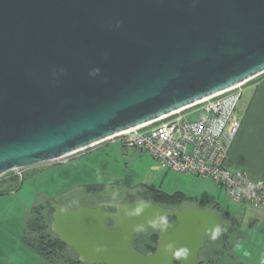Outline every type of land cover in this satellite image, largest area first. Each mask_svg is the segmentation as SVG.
<instances>
[{
  "label": "water",
  "instance_id": "obj_1",
  "mask_svg": "<svg viewBox=\"0 0 264 264\" xmlns=\"http://www.w3.org/2000/svg\"><path fill=\"white\" fill-rule=\"evenodd\" d=\"M263 73L264 0H0V176ZM54 206L52 230L87 264H198L222 222L215 209L143 199L114 212ZM152 228L142 253L135 235ZM179 248L188 255L176 259Z\"/></svg>",
  "mask_w": 264,
  "mask_h": 264
},
{
  "label": "rangeland",
  "instance_id": "obj_2",
  "mask_svg": "<svg viewBox=\"0 0 264 264\" xmlns=\"http://www.w3.org/2000/svg\"><path fill=\"white\" fill-rule=\"evenodd\" d=\"M237 113L239 114V110ZM200 115L201 111L199 110L191 113L188 119L194 120ZM89 152L90 156H87L82 163L84 168L76 165L80 158L72 159L70 163H60L36 172L32 170L36 166L28 167L32 171L25 172V179L22 181L23 186L19 192H14V194L0 193V246L5 247L3 254L0 253V258L4 262L12 264H19V261L21 264H74L72 260L77 258L75 250L70 247L62 249L65 254L64 258L52 260L45 259L30 248L28 249L30 255L25 256L23 260V251L18 247L23 236L22 232L26 227V220L29 215L35 213L34 209H31L32 205L29 204L32 201L35 204L42 202L39 204L43 206L42 209L39 206L43 216L42 222L49 226L46 232L52 237L50 206L44 199H51L53 204L57 203L67 208L70 205L72 208H78L103 204L105 208L108 207L110 211H113L111 207L123 202L126 198L150 201L151 195L157 190L167 191V189H174L178 182L182 183L181 177L173 173L176 171L164 168L148 152L125 146L119 139L101 143L90 149ZM65 158L67 157L58 159V161ZM55 161L57 160L51 162ZM77 164H80V161ZM179 174L185 176L184 173ZM193 176L196 180L190 181L189 184L193 185L192 188L194 189V182L201 181L202 179L199 178L203 177ZM1 178L0 184L4 185ZM89 184H104V187L92 188L88 187ZM216 184L218 186L220 183L216 182ZM195 187L199 189L200 186ZM216 189L217 192L215 189L210 190L213 196L205 197L217 200L221 204L232 200L227 191L220 185L219 189ZM32 216L30 219H33ZM155 232H157L156 228L141 230L138 233L140 243L141 241L147 242L148 237ZM29 234L35 238L37 236L35 231ZM218 239L220 238L218 237L217 240L212 239V237L207 239L206 247L200 255L202 264L233 263L232 255L226 249H222V243Z\"/></svg>",
  "mask_w": 264,
  "mask_h": 264
},
{
  "label": "built area",
  "instance_id": "obj_3",
  "mask_svg": "<svg viewBox=\"0 0 264 264\" xmlns=\"http://www.w3.org/2000/svg\"><path fill=\"white\" fill-rule=\"evenodd\" d=\"M246 82L96 145L119 139L125 146L148 152L168 170L211 178L224 186L234 201L264 209V180L252 178L241 168L232 169L230 161V150L241 127L237 107ZM199 110L198 118L188 119ZM12 172L20 179L24 177V168Z\"/></svg>",
  "mask_w": 264,
  "mask_h": 264
},
{
  "label": "crops",
  "instance_id": "obj_4",
  "mask_svg": "<svg viewBox=\"0 0 264 264\" xmlns=\"http://www.w3.org/2000/svg\"><path fill=\"white\" fill-rule=\"evenodd\" d=\"M237 110H239L242 122L230 150L231 168H241L252 178L264 180V73L248 80L244 84L243 95L238 103ZM92 148L94 147L69 155L64 160H61L63 162L57 160L51 162V164L37 165L32 170L36 172L37 170H43L46 167L58 165L60 163H70L72 159L79 158L80 160H78V162L80 161V164L76 162V165L80 168H84L82 163L87 156H90L89 151ZM32 170L28 168L25 172ZM173 173L180 176L182 180V183L178 182L176 187H174V189H176L175 191H182L194 198V201L188 202L184 207L201 206L212 209L213 204L207 203V201H212V203L218 201L206 198L208 196H213L210 190L215 189V192H217L216 188L219 189V185L225 189V187L218 182L219 185L217 186L216 182H213V179L211 180V178L208 177L199 178L202 180L194 182L193 189V185L189 184V182L196 180L195 176L192 174L186 175V173H184L185 176H182L179 172ZM22 186L23 184L17 190L6 192V194L19 192ZM195 186L200 187L197 189ZM174 189H167L166 192L173 193ZM45 200L47 199H44V201ZM41 203L42 202H38L35 204V202L32 201L29 204L30 206L32 205L31 209H34L36 205ZM218 203L220 204L218 213L222 219L220 229L222 232L220 233L224 235V237L222 236L224 239L221 245L222 249H226L233 257V263L230 264H234L235 262L236 264H264V209L245 202H237L233 199L225 204ZM27 206L29 205L27 204ZM68 207L72 209V205ZM32 215H29L26 220V227L24 228V232H22L23 236L21 235L22 238L20 240V246L18 247L23 251V260L25 256L30 255L28 249L31 247L25 242V236L27 234V224ZM4 251L5 247L0 246V253L3 254ZM4 263L12 264L10 262H4L0 258V264ZM19 264H21L20 261Z\"/></svg>",
  "mask_w": 264,
  "mask_h": 264
},
{
  "label": "trees",
  "instance_id": "obj_5",
  "mask_svg": "<svg viewBox=\"0 0 264 264\" xmlns=\"http://www.w3.org/2000/svg\"><path fill=\"white\" fill-rule=\"evenodd\" d=\"M0 177H2L1 179L4 182V185L0 184V193H6V192H9L12 190H17L22 185V181L25 179V170H24V177L22 179H20L18 176H15L13 174V172H11V171L5 173L4 175H2ZM88 187H92V188H98L99 187L100 188V187H104V184H89ZM150 201H154L155 203L161 204L163 206L182 208V207H184V205H187L188 202L194 201V198L185 194L182 191H175L173 193H168V192L163 191V190H157L156 193L151 195ZM46 202L50 206V211H51V216H52L51 223H50V228H51V224H52V220H53V214L55 211V206H54L51 199H47ZM207 203L213 204L212 209H215L218 211V207H220V204L218 202L214 201V203H212V201H207ZM39 206H41L40 208L42 209V207H43L42 205H36V207L34 208L35 213L32 216L33 219H30L28 224H27V228H26L27 234L25 236V242L27 243V245L29 247H31L33 250H35V252H37L38 254H40L41 256H43L47 260H52L54 258H60V257L64 258L65 254H64L62 249H64V247H70V246H68L63 240H61L59 238V236H57V234L52 229H51V231L53 232V233L51 232L52 237L49 235V233L46 232V230L49 226L46 223L42 222L43 216L40 212L41 210H40ZM104 208H105V206H104ZM111 208H113V211H110L108 207H106L105 210L108 212H114L116 210L115 206H112ZM109 223L113 224V221L111 220ZM156 230H157V232L153 233L152 235H150V237H148L147 242L141 241V243H140V238H138V233H139L138 232L134 238L135 248L142 253H147L149 251H153L154 249L152 247V243L156 242L158 240V237H159V230L158 229H156ZM33 231H35L37 233L36 238L32 237L29 234ZM220 232H222V231H220ZM222 236L224 237V235H222V233H220V235L218 236L220 238V239H218L220 242H223L224 238H222ZM210 237H212V236H210ZM210 237H208V238H210ZM217 238H216V240H217ZM207 239H206V241H207ZM142 244H143V246H142ZM203 250H201V252ZM201 252H200V255H201ZM200 259L201 258L199 257L198 264L203 263L202 260H200ZM72 262L74 264H87V263L82 262L79 259L78 254H77V258L72 260Z\"/></svg>",
  "mask_w": 264,
  "mask_h": 264
},
{
  "label": "clouds",
  "instance_id": "obj_6",
  "mask_svg": "<svg viewBox=\"0 0 264 264\" xmlns=\"http://www.w3.org/2000/svg\"><path fill=\"white\" fill-rule=\"evenodd\" d=\"M96 71H98V70H96ZM95 146H97V145H95ZM95 146H92V147H95ZM90 148H91V147H90ZM24 169H25V168H24ZM11 172H12V170H11ZM137 211H139V210H137ZM219 235H220V229L217 228V229L215 230V233H214L213 236H212V239L215 240ZM172 247H174V245L170 244V245H169V248H172ZM173 255H174V257H175L176 259H180V258H182V257H186V256L188 255V249H187V248H179V249H176L175 252L173 253Z\"/></svg>",
  "mask_w": 264,
  "mask_h": 264
},
{
  "label": "flooded vegetation",
  "instance_id": "obj_7",
  "mask_svg": "<svg viewBox=\"0 0 264 264\" xmlns=\"http://www.w3.org/2000/svg\"><path fill=\"white\" fill-rule=\"evenodd\" d=\"M174 208H179V207H174Z\"/></svg>",
  "mask_w": 264,
  "mask_h": 264
}]
</instances>
